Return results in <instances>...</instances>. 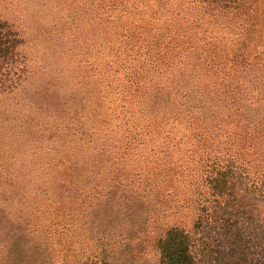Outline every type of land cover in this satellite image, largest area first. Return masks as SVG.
<instances>
[{"label":"rangeland","instance_id":"374dc122","mask_svg":"<svg viewBox=\"0 0 264 264\" xmlns=\"http://www.w3.org/2000/svg\"><path fill=\"white\" fill-rule=\"evenodd\" d=\"M0 18L22 31L30 66L26 85L0 94V264H163L158 238L176 226L192 235L199 264H264V153L255 149L257 168L232 156L262 137L255 124L238 134L258 121L257 100L242 97L264 82V0L246 10L210 0H0ZM244 78L234 110L223 88ZM57 96L66 111L51 107ZM242 108L238 126L225 121ZM76 113L93 136L92 119L130 129L117 128L129 138L122 158L100 164L85 152L82 172L91 170L100 200L61 198L63 160H49L69 146L84 153L71 135ZM120 162L140 192L130 184L108 194ZM213 179L227 190L214 191Z\"/></svg>","mask_w":264,"mask_h":264},{"label":"trees","instance_id":"16d2710c","mask_svg":"<svg viewBox=\"0 0 264 264\" xmlns=\"http://www.w3.org/2000/svg\"><path fill=\"white\" fill-rule=\"evenodd\" d=\"M211 4H216L218 6V9L222 8L223 10H230V8H235V10H239L242 8V10H246V6L250 5V0H210ZM241 6V7H240ZM25 44H26V39L22 33V31L16 26L15 23L7 20L0 18V94L4 93H11L12 91L23 87L26 85L25 83L27 82L30 73V66H29V61L28 57L25 52ZM241 67V68H240ZM240 68V71L245 73L246 75H250L255 72L256 76L259 77L260 73H257L253 68H250L249 65L245 66H238ZM251 71V72H249ZM264 76V75H263ZM248 80L245 78L239 82L241 83V86L238 85L239 87L234 88L231 85H226L229 87H224L222 95L226 96V99L223 97V102L226 104L230 101L231 104L234 103V110L236 108L237 103L236 102V97L235 94L237 90L239 89L240 91L242 90L241 87L247 83ZM233 84V83H232ZM26 88V87H25ZM251 89L250 91H248ZM42 96L44 97H50L47 90H41ZM246 96L242 97V100L245 99H251L257 102L255 103V107H252L254 109L255 114L254 117L258 120L255 121H248L247 125H244L246 127H242V131L238 134V136L245 138L246 136L250 135L245 129L250 130L248 127L251 126L252 124H255V129L254 131H258L262 134V137L258 140L259 135H254L250 139H244L245 141H240L242 146H238L239 148L232 153V156H235V158L242 160L243 163L248 164V163H253L255 168L262 166L263 160L261 159L260 154L257 152L255 149H260L264 153V82L260 86H254L253 87H247L245 91ZM38 94V91L36 92ZM40 94V93H39ZM195 94L198 96L200 100H202V97L199 93L195 92ZM52 96H54L52 94ZM51 98V97H50ZM57 98L60 100V103H57V100L52 102V98L50 99V105L51 107L56 106L57 108L61 107L64 108L66 111L67 109L65 108L64 105V100L61 97ZM228 99V101H227ZM241 100V101H242ZM204 101V100H203ZM236 102V103H235ZM184 103H180L179 107H182ZM178 107V108H179ZM201 104L199 105V111L201 110ZM178 110V109H177ZM231 109L230 111H233L235 114L230 112V116L225 120L227 122H231L234 119V123L236 126H238L236 116H240L244 114V109H240L234 111ZM198 111V112H199ZM176 112V111H175ZM263 112V114H262ZM200 113V112H199ZM198 113V114H199ZM77 115V120H79V124L77 127L74 128V123L72 127V132L71 135L75 136L76 134L79 136L78 140L82 141L85 146V151L82 153L81 157L74 152H71V148L67 149V152L65 155L61 156L59 159L58 157L51 160V163H54L57 161L59 163L60 160H63V174L58 181V192L59 196L61 198H65L71 194H77V193H95V196L97 195L96 192L97 190L94 187H91V181L90 178L92 177V172L91 170L86 167L88 172H82L83 171V165L85 164L84 160L89 158V155H86V151H92V155L94 154H100L102 155V159L100 160V164L102 163L103 160H114V159H120L123 156L127 154V145L129 138L126 136H122L118 131L122 127L119 125H116L115 127H111L109 124L110 123H102L100 119L94 121L92 119V123L94 125V130L97 132L95 136H93V133H90V129L86 126V124L82 121L81 118L82 116ZM254 117H249V118H254ZM224 122H219L220 127L223 126ZM187 125V123H186ZM256 125H259L258 128H256ZM209 128H212V126ZM214 128V127H213ZM125 130L126 128H122ZM68 139H70V136H67ZM228 143V149L229 151H233V148H229ZM249 155V156H246ZM82 159V160H81ZM211 159H213V165H216V162L218 161V157L214 156ZM58 163H56V167L58 168ZM83 164V165H82ZM99 164H96L98 166ZM115 168L117 170L121 171V177H113L112 180L113 183L110 186H106V190L108 194L114 193L115 189H118L122 192L124 195L126 192H128L127 188L131 183L129 181V176L127 174H134L132 173L131 170H123L122 163H117L115 165ZM133 171H135L132 168ZM57 171H52L53 175L56 177ZM67 172H70L71 174L69 176H65ZM222 177H226L223 172L220 174ZM95 178V177H93ZM124 180H127L128 183L124 182ZM38 182V181H37ZM210 184L213 188L214 191H221L224 192L227 190V186L224 185L226 184V181H220L218 179H213L210 181ZM38 186V189H41L42 192H46V187L42 183L38 182L36 184ZM90 186V187H89ZM222 186V187H220ZM134 185L132 184V187H130V190H134ZM223 188V189H222ZM136 192H140L139 187H135ZM89 190V191H88ZM143 190H146V188H143ZM224 190V191H223ZM50 189L46 192L48 193ZM98 197V196H96ZM100 200V198L98 197ZM141 200L135 201V202H130L128 206H126L127 209H132V207L136 204H141ZM228 221L229 219H224L223 226L227 229L225 230L226 233H230L233 230H230V227L228 226ZM239 229H236V233L231 236L235 237L238 239L240 237V233L238 231ZM193 239L192 235L185 231V229L180 228L178 226L176 227H170L168 229H165L163 234L158 238L157 241V246L160 250V258L163 264H199L195 253L193 251Z\"/></svg>","mask_w":264,"mask_h":264}]
</instances>
